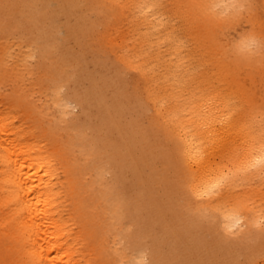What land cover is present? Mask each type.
<instances>
[{
  "label": "bare ground",
  "instance_id": "1",
  "mask_svg": "<svg viewBox=\"0 0 264 264\" xmlns=\"http://www.w3.org/2000/svg\"><path fill=\"white\" fill-rule=\"evenodd\" d=\"M262 80L264 0H0V264H264Z\"/></svg>",
  "mask_w": 264,
  "mask_h": 264
},
{
  "label": "rangeland",
  "instance_id": "2",
  "mask_svg": "<svg viewBox=\"0 0 264 264\" xmlns=\"http://www.w3.org/2000/svg\"><path fill=\"white\" fill-rule=\"evenodd\" d=\"M165 2H168V0H164ZM186 38V40H187V42H189V43H192V46H193V39H191V37L190 36H186L185 37ZM23 50H25V48H19V47H17V46H15L14 47V49H13V51H14V55H16V56H18L19 55V53L21 52V51H23ZM34 54H36V50H34L33 51V57H32V59L29 61L28 60V62H27V66L28 67H30V68H33L35 65V61H36V59H35V55ZM207 65V64H206ZM32 78L34 79L35 78V75L34 74H32ZM258 92H259V98L261 99V100H263L264 101V80H262L260 83H259V85H258ZM0 90L1 91H3V92H8V91H10L11 90V88H10V86L9 85H6V86H0ZM63 93H65V91H66V89L64 88L63 90ZM69 112L71 113V114H73V115H75V114H77L78 113V108L74 105V103H71L70 105H69Z\"/></svg>",
  "mask_w": 264,
  "mask_h": 264
}]
</instances>
